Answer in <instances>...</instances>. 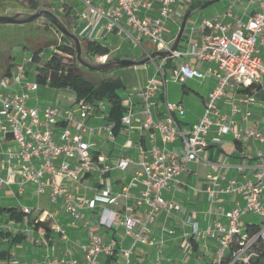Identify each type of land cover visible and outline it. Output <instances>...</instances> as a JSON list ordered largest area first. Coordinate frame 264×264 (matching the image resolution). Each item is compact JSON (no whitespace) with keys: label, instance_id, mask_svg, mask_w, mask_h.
<instances>
[{"label":"built area","instance_id":"2783aa9c","mask_svg":"<svg viewBox=\"0 0 264 264\" xmlns=\"http://www.w3.org/2000/svg\"><path fill=\"white\" fill-rule=\"evenodd\" d=\"M79 1L82 10L76 24L70 28L82 42L104 43L109 35H116L141 46L144 40H149L155 50L167 51L171 50L174 41L170 42L165 38L166 24L173 14L182 23L185 13L178 9V4L192 0ZM246 1L249 6L258 8L232 22H223L217 18L204 19L200 25L203 31L201 45L192 42V29L190 37L184 36L187 45L178 47L171 56L158 57L161 62H156L155 74L134 93L138 107L129 108L121 123L129 130L135 120L141 118L140 129L151 133L152 145L149 150L140 146L143 159L138 164L141 169L135 171L120 192H115L110 173L112 170H127L135 163V159L124 156L114 164H109L96 156V134L105 133L109 141H115L116 138L114 122H106L100 126L89 124L90 118L103 109L105 102L81 100L66 108L56 105L31 106L28 101L31 94L39 90L40 84L37 80L30 81L27 68L23 64H17L16 73L13 71L0 81V141L10 135L16 145L1 153L0 186L35 184L39 194H49L54 204L62 202L74 221H82L84 209L95 210L100 204L117 205L121 198H128L132 189L141 187V201L147 209L146 219L141 222L130 215L120 217L117 212L105 207L96 223H85L90 240L82 246L87 264H99L102 254L115 253L117 241L112 240L110 244H106L98 233V228L111 229L118 223L134 238L132 248L120 249L126 263L132 264L137 245L154 243L150 236L151 225L159 212L162 209L168 212L181 210L179 204L167 201L163 193L187 170L189 162L202 160L201 153L209 146L208 135L213 128H216L219 136L232 132L237 139L264 142L263 130L245 127L236 131L235 120L222 114L218 108V101L232 87L246 93L240 99V104L246 107L244 120L248 121L252 117L251 107L259 102L264 109V99L261 101L258 98V93L264 92V0ZM155 4H158V12L151 15ZM151 53L145 49V56ZM184 56L200 59L215 67L196 68L186 61L177 65V61ZM97 59V62L107 61L105 57ZM171 62L173 73L169 76L167 68ZM211 77L218 80L219 85L208 94L203 117L191 128H183L179 118L185 113V107L182 102L168 99L169 81L184 85L189 80L204 81ZM12 84L18 87H12ZM159 100H163L165 105L162 115L159 112ZM240 110L239 106H235V112ZM179 140L183 143L182 154L168 146ZM218 142L220 138H214V143ZM257 156L262 164L252 181L239 184L231 179L225 186L210 190L212 197L218 193L244 197L243 205L222 211L221 215L228 221V225L217 218L203 229L195 218L187 217L191 232L185 235L186 238L190 236L204 242L218 240L219 259L236 235L243 233L240 227L243 216L253 214L264 217V152L259 150ZM94 174L99 177L100 182L97 192L90 196H75L67 181L80 182ZM23 211L31 213L32 209L26 206ZM139 224L140 229L137 231ZM57 230L69 240L65 229ZM260 235H264V227L258 236ZM254 240L255 238L249 240V245L237 253L236 259L243 255ZM185 248H191L190 241H185ZM244 260L247 261L248 258ZM59 263L78 264V260L64 256Z\"/></svg>","mask_w":264,"mask_h":264},{"label":"crops","instance_id":"0c3cea01","mask_svg":"<svg viewBox=\"0 0 264 264\" xmlns=\"http://www.w3.org/2000/svg\"><path fill=\"white\" fill-rule=\"evenodd\" d=\"M4 1L0 0L1 5ZM20 2H26V0H16ZM28 3H24L25 6L34 11L30 6V0ZM40 7V0H37ZM81 3L79 0H74ZM210 1V0H207ZM61 3V4H60ZM58 7L64 8L67 4V13L71 11L69 17L76 21L81 10H78L76 16H72L74 9L73 0H63ZM207 3L205 1L192 0L191 2L181 1L178 4V9L182 12H187L192 9L193 5H201ZM216 3V2H215ZM4 6V5H3ZM79 6V7H80ZM258 8V7H257ZM254 6H249L246 0H227L224 7L216 10L210 16H202L198 18L194 23H187L186 30L188 33H192V39L198 46L203 41V31L201 30V22L204 19H219L223 22H232L236 18L243 15H249L256 9ZM200 11V10H198ZM196 11V12H198ZM18 12L14 8L4 7L0 14ZM158 12V4H155V9L151 12V15H156ZM195 12V13H196ZM232 12V15L230 14ZM194 13V14H195ZM172 31L176 33V26H181L180 21L176 15L171 16ZM169 19V20H170ZM71 22V25L73 23ZM189 21V20H188ZM71 27V26H70ZM180 29V28H179ZM179 32V31H178ZM178 34V33H177ZM185 35V33H184ZM115 38L118 42L111 43L115 48L107 44L106 41L110 38ZM174 37L172 41H175ZM105 40L111 48L110 60L115 58L130 57L128 55L120 54V51L124 49L127 43L120 39L116 35H109ZM174 43V42H173ZM187 45V42L183 46ZM108 61L109 59L106 58ZM183 61L190 62L194 67L206 69L209 66L215 67L214 64L201 61L197 58H191L184 56L177 61V65ZM12 65L15 62L10 61ZM32 63V62H31ZM17 66V64H16ZM172 62L167 68V74L172 75ZM11 72H13L12 67ZM9 70V69H8ZM10 72V73H11ZM136 73L135 81L129 85L131 91L135 93L140 87H142L147 80L152 77L156 71H150L147 74ZM30 71L27 69V77H29ZM138 73V74H137ZM7 75V72L1 76V79ZM109 78H111L109 76ZM29 79V78H28ZM30 80V79H29ZM36 80V78H35ZM207 83H204V81ZM173 81V80H172ZM204 81H200V86L205 89L207 96L198 94L202 100L199 104V110L196 116L189 114L187 105L183 100L184 96L191 98L189 89L184 84V95L181 97L169 96L168 99L173 102H182L185 107V113L179 118V121L183 128L189 129L192 125L198 122L205 113L206 101L208 94L213 91L219 82L215 78H207ZM41 87L37 93L33 92L32 100L33 105L40 107H46L51 104H41L39 93H46L41 91ZM47 90H55L49 86H44ZM168 92V85H167ZM168 94V93H167ZM246 96V93L242 90L230 87L227 89L226 94L218 101L219 111L226 115L230 119L235 120V130L239 131L242 128L249 127L253 129H261L264 131V109L259 102L257 105L251 107L253 110L252 117L246 121L243 119L244 111L246 107L240 104V99ZM258 98L263 101L264 92L258 93ZM77 100V98H76ZM75 100V102H76ZM193 101V100H192ZM73 102V104L75 103ZM196 102V101H194ZM127 110L131 107H138V101L135 97L128 100V103L123 102ZM72 104V105H73ZM62 108L69 107L56 105ZM235 106L240 107L239 112H235ZM165 105L163 100H159V112L162 115ZM107 122L115 123V141H109L106 139L105 133L96 134V156L99 159L109 164H114L119 158L129 156L135 159V163L125 171L112 170L110 178L114 184L115 192H120L122 187L128 183L136 170L141 169L138 164L143 159V154L140 151V146L149 150L151 148V133L140 129L141 118H137L133 126L127 130L122 123H117L114 120H110L109 116L106 118ZM2 135H0V138ZM214 138H220V142L214 143ZM209 146L201 153V161H192L187 165V170L178 177L176 181H173L170 187L165 191V197L167 201L177 203L181 206V210L168 212L162 209L155 221L151 225V239L154 243L152 245L139 244L134 248L132 256V264H209L213 261H219V242L218 240L200 241L193 237L186 238V234L191 232V226L187 223V217L195 218L199 225L204 229L217 218H221L223 222L228 225V221L222 217L223 210H229L235 206L244 204V197L237 194H222L218 193L216 196H210L211 189H219L225 186L229 180L235 179L239 184H245L252 181L256 172L259 170L262 162L257 156L258 151L264 152V142L255 141L253 139H237L234 133H228L223 136H219L216 128H213L208 135ZM236 141L240 142V146L236 144ZM158 142L159 139H158ZM170 145L172 147H170ZM169 148L175 149L178 153L184 152L182 141H176L170 143ZM16 145L12 136L8 135L6 138H2L0 141V160L3 150L9 148H15ZM5 173V172H4ZM216 178V181L213 179ZM67 184L74 192L75 196L86 195L90 196L97 192L100 187L99 177L95 174L82 179L80 182L67 181ZM23 191L22 193L20 191ZM142 189L137 187L132 189L128 198H121L117 205L100 204L99 208L92 210L86 208L83 210L82 221H74L72 216L67 212L62 202L54 204L49 194H39L36 189V185L29 183L24 186L11 185L0 186V207H17L15 202H20V207L23 210L28 206L32 209L31 218H25L22 222H15L10 220L9 216L5 213L3 221L0 222V264H60L59 260L64 256L74 257L78 260V264H87L82 246L89 243V233L85 227V223H96L98 217L101 214V210L105 207L117 212L119 216L130 215L141 222L146 219V207L141 201ZM36 200V206L28 203ZM33 218L40 220L49 219L51 221L52 232L49 236L45 235L43 231L35 230L34 226L30 223ZM6 223L4 225L3 223ZM251 222V221H248ZM2 223V224H1ZM247 221L242 220L240 227L245 230ZM58 228H63L67 231L69 240L64 238V235L58 232ZM140 229V224L137 226V231ZM6 233H22L26 238L21 242L11 245V238H7ZM98 233L103 237L106 244H110L112 240L117 241V249H130L134 245V238L132 235H128L123 226L115 223L111 229L100 227ZM195 239L199 243V251L193 250V241ZM191 242V248H185V241ZM206 257H211V260H207ZM99 264H127L125 257L120 253L115 255L102 254L99 257Z\"/></svg>","mask_w":264,"mask_h":264},{"label":"rangeland","instance_id":"374dc122","mask_svg":"<svg viewBox=\"0 0 264 264\" xmlns=\"http://www.w3.org/2000/svg\"><path fill=\"white\" fill-rule=\"evenodd\" d=\"M63 0H40V4L42 8H49L54 11L70 28L76 24V21H73L69 14L67 13V4H65L64 8L58 7L59 3ZM16 0H6L4 1L3 5H0V11L4 10V7L14 8L18 10V12L29 13L31 9L25 6L24 3ZM227 0H220L213 5L204 8L195 14H193L188 21V24L194 23L198 18L202 16H210L213 14L214 11L224 7ZM74 9L72 12V16H76L78 10L82 9V5L80 6L79 2L74 1ZM61 4V3H60ZM80 6V7H79ZM33 12V11H32ZM185 13V12H184ZM73 21L72 25L71 22ZM171 19L166 24V32L165 38L166 40L172 42V39L177 36L179 31V26L175 27V32L172 31L171 26ZM72 28V27H71ZM70 28V29H71ZM191 33L185 31L186 37H190ZM179 45V48H183V44L185 43V37ZM174 40V39H173ZM62 41L60 33L50 24L46 22V20L41 19L36 23H28V24H5L0 26V75L3 76L9 69L12 67V70L16 73V64H23L29 71V79L30 81L35 80V69L37 65L30 62L32 58L34 49L36 50L38 47H44L42 52V61L41 64L44 63L49 59V57L56 51V45ZM193 42V39H192ZM107 44L115 43V46L118 42L113 37L112 39L106 41ZM194 43V42H193ZM84 44V43H83ZM29 46V48L25 46ZM115 48L113 45L111 46ZM145 49L148 51H154L155 46L150 43L149 40L143 41V46L135 45L134 43H127L126 46L120 54L128 55L134 59H142L145 56ZM91 62H95V59H88ZM10 61L15 62V65H12ZM156 62L160 63V58H156L155 60L149 61L144 65L141 66H131V67H119L111 69L109 72L103 71H93L85 66L79 67V71L95 83H99L102 79L108 78H120L125 87L120 91L123 102L128 103V100L134 97V93L131 91L130 84L131 82L135 81L136 73L134 71H138L139 74H147L148 72L156 71ZM138 74V73H137ZM170 76V75H169ZM208 80L204 81L207 83ZM185 85L174 82L172 80L168 83V95L173 97H181L184 95L183 90L185 89ZM12 87L17 88V85L12 84ZM186 87L190 90L191 98H187V96L183 97L184 102L187 105V109L189 114L196 116L197 111L199 110V104L202 98L198 95L207 96L205 93V89L200 86V81L198 80H189ZM10 89V88H9ZM8 89V90H9ZM41 91H45L46 93L40 94L41 100L39 103L41 104H51V105H61V106H68L72 105L73 102L76 100V94L73 90L69 88H62V89H55V90H47L44 86L41 87ZM37 93V92H35ZM33 93L31 94L32 98ZM30 98L28 101L31 106H33V100ZM193 100V101H192ZM196 101V102H194ZM111 105L109 103H105L103 109H101L98 113L93 115L90 120L89 124L92 126H100L106 123V118L110 115ZM170 147H172L170 145ZM166 191V190H165ZM165 191L163 193L165 197ZM17 207H20V202H15ZM28 203L36 206V200ZM4 215H0V222L3 221ZM244 221H251L253 223L261 224L264 227V217L248 214L242 217ZM2 224V223H1ZM6 225V223H3ZM249 245V241L245 242V247ZM207 260H211V257H206Z\"/></svg>","mask_w":264,"mask_h":264},{"label":"trees","instance_id":"16d2710c","mask_svg":"<svg viewBox=\"0 0 264 264\" xmlns=\"http://www.w3.org/2000/svg\"><path fill=\"white\" fill-rule=\"evenodd\" d=\"M205 2H208L207 0ZM1 5V2H0ZM30 6L35 11L40 5L37 0H30ZM199 5H193L192 8H197ZM70 10L69 13L70 14ZM54 27L51 23L47 22ZM55 28V27H54ZM56 29V28H55ZM57 30V29H56ZM58 31V30H57ZM59 32V31H58ZM60 33V32H59ZM62 41L56 45V51L49 57L47 61L41 64L42 52L44 47L34 49L32 55V63L37 65L35 69V78L40 86H49L54 89L69 88L76 94V102L86 101L96 103L97 101H104L111 105L109 115L110 120L121 123L123 115L127 112V108L123 103V98L120 91L125 87L120 78H104L99 83H95L88 77L84 76L79 67L82 65L77 59V53L73 44L60 33ZM83 52L87 59H95L97 62L98 57L109 58L111 48L100 41H84ZM29 48V46H25ZM145 57V56H144ZM106 70L103 72H109ZM11 68L7 71L10 75ZM74 103V104H75ZM240 146V142L236 141ZM7 214L10 220L15 222H22L25 218H31L32 214L25 213L17 207H0V215ZM30 223L34 226L35 230L43 231L45 235L49 236L52 232L51 221L49 219L40 220L33 218ZM262 230V225L247 222V226L243 233L236 235L229 248L225 251L224 255L219 261H213L209 264H264V235H259ZM7 238H11V245L24 240L25 235L22 233L12 234L6 233ZM255 238L252 245L245 250L243 255L236 259L239 253L245 247V242ZM193 250L199 251V243L192 239ZM120 253L117 249L114 254ZM248 258V260H244Z\"/></svg>","mask_w":264,"mask_h":264},{"label":"water","instance_id":"95a60500","mask_svg":"<svg viewBox=\"0 0 264 264\" xmlns=\"http://www.w3.org/2000/svg\"><path fill=\"white\" fill-rule=\"evenodd\" d=\"M218 1L220 0H210L207 3L197 6V8L189 9L184 15L179 32L175 38L171 50H167V51L155 50L152 51V53L149 56H145L142 59L124 57V58L111 59L105 62L89 61L84 56L83 43L79 38V36L76 33L72 32L71 29L68 27V25L54 11H52L49 8H38L37 10L29 13L14 12V13L0 14V26L5 24L36 23L39 20L44 19L46 20V22H49L52 25H54V27L73 44L77 53V59L81 65L93 71H106L119 67L141 66L158 57L171 56L172 52L177 50L183 39L189 18L196 11L207 8Z\"/></svg>","mask_w":264,"mask_h":264}]
</instances>
